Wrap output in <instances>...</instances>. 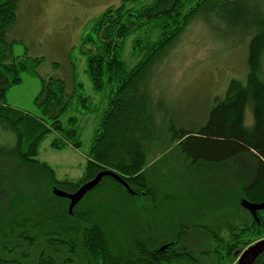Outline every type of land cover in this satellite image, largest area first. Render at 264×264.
Segmentation results:
<instances>
[{
  "label": "trees",
  "instance_id": "16d2710c",
  "mask_svg": "<svg viewBox=\"0 0 264 264\" xmlns=\"http://www.w3.org/2000/svg\"><path fill=\"white\" fill-rule=\"evenodd\" d=\"M19 1L0 0V134L7 137L5 143L12 141L0 145V264H236L247 248L264 239V210L255 219L241 206L244 200L264 203V0H123L96 18L82 36L81 51L94 90L108 92L109 102L78 180H60L39 160V152L50 135L54 150L80 149L83 128L75 115L92 112L89 99L82 93L75 97L77 87L68 93L65 81L50 78L43 80L35 100L39 115L6 103L8 90L43 62L14 57L8 34L17 21ZM199 20L228 47H236L235 38L238 44L247 40L245 81L232 80L201 125L180 121L153 82L165 58ZM129 42L138 59L135 65L125 56ZM248 108L251 126H246ZM159 144L179 153L178 163L189 172L228 167L234 174L247 167L234 197L246 218L225 220L215 230L183 222L191 209L174 196L162 197L161 163L148 162ZM103 171L119 175L130 191L104 178L72 215L70 202L53 194L55 189L75 193ZM22 184L36 191H22ZM103 190L123 205L140 206L147 213L151 208L157 226L143 231L137 224L132 232L128 223L115 224L114 212L116 219L134 218V213L116 211L106 201L90 203ZM192 191L187 189L184 196ZM161 213L165 221L160 224ZM121 229L125 234L120 235ZM194 231L205 237H193ZM39 243L45 249L34 263L29 252ZM62 251L68 256L58 262ZM79 251L82 262L75 258Z\"/></svg>",
  "mask_w": 264,
  "mask_h": 264
},
{
  "label": "rangeland",
  "instance_id": "374dc122",
  "mask_svg": "<svg viewBox=\"0 0 264 264\" xmlns=\"http://www.w3.org/2000/svg\"><path fill=\"white\" fill-rule=\"evenodd\" d=\"M122 1H19L17 21L8 34V40L13 42L14 57L42 59L43 62L38 66L37 71L23 74L22 82L8 90L6 103L25 113L39 115L35 100L42 90L43 80L59 78L66 82L68 93H73L77 87L75 97L82 93L89 99L90 103L88 104L93 109L92 112L84 116L80 114V111L76 112L75 116L80 118L83 128L82 146L79 150L52 149L50 144L54 139L53 135H50L40 148L39 160L52 167L60 180H78L82 177L94 132L99 129L109 102V93L106 91L96 92L86 73L87 60L81 51L82 36L89 31L92 22L106 9L118 7ZM234 40L237 42L236 47H228V43L222 41V38L215 35L210 27L199 20L191 26L165 58L156 72L153 82L156 85L157 94L164 97L168 103L171 102L169 105L173 106V112L178 116V119H181L180 121L186 123L191 121L197 125L203 124L215 99L225 96L229 83L234 79L245 81L247 40L240 44H238L237 38ZM125 56L129 64H136L138 59L132 54V42L127 44ZM261 72L264 80V58ZM252 122V112L248 108L246 126H251ZM6 139L7 137L0 134V145L10 146L12 144L11 140L8 141L9 143H5ZM171 150L169 147L159 144L152 150L148 162L150 164L161 163L162 179L158 185L162 188V197L174 196L191 209V216L184 219L187 225L206 226L215 230L225 220L246 218L247 215L243 210L236 207L234 197L243 186V178L249 172L247 167H240L234 174L230 173L228 167L213 170L200 167L198 170L189 172L178 163L182 161L179 153H171ZM242 163L245 166L246 161H242ZM176 179H181V184H172V181ZM181 185L184 186L182 190H180ZM7 187L5 185L4 188ZM34 188L23 185L21 189L26 192H34L36 191ZM187 189L193 190L190 196H184ZM183 190L185 191L182 192ZM109 192V190H103L90 199V203L103 204L106 201L107 204H115L113 208L116 211L124 209L125 214L134 213V218L125 216L118 219V216L116 219L114 212L115 224L117 222L119 224L128 223L132 232H135L137 224L139 228H143V231L157 226L155 215L150 213L151 208L147 213L140 206L134 208L127 204L123 205L121 202L115 201L114 194ZM182 209L186 211L184 208ZM158 219H160V224L165 221L162 213ZM131 224L133 227L130 226ZM119 232L120 235H123L125 229H121ZM192 236L202 239L205 237L197 231H194ZM21 243L24 244L23 248L26 247L27 244L24 241ZM44 249L43 243L37 244L34 250L29 252L32 255L31 261L35 263ZM47 253L55 254L50 248H47ZM66 256L68 254L62 251L56 259L58 262L63 261ZM75 258L82 262L84 260L83 253L79 251Z\"/></svg>",
  "mask_w": 264,
  "mask_h": 264
},
{
  "label": "water",
  "instance_id": "95a60500",
  "mask_svg": "<svg viewBox=\"0 0 264 264\" xmlns=\"http://www.w3.org/2000/svg\"><path fill=\"white\" fill-rule=\"evenodd\" d=\"M110 177L121 184L127 191H130L126 182L116 173L112 171H103L99 173L95 179L84 184L78 191L75 193H66L64 191L55 189L53 194L56 197L67 199L70 202L69 213L72 215L74 208L83 200V198L94 188H96L104 178ZM241 206L243 209L248 211L255 219H257V212L264 210L263 204H252L246 200L242 201ZM167 247H164V250ZM264 253V241L258 242L249 249H247L242 256L240 257L237 264H255L257 258Z\"/></svg>",
  "mask_w": 264,
  "mask_h": 264
},
{
  "label": "flooded vegetation",
  "instance_id": "af4514ba",
  "mask_svg": "<svg viewBox=\"0 0 264 264\" xmlns=\"http://www.w3.org/2000/svg\"><path fill=\"white\" fill-rule=\"evenodd\" d=\"M261 241H264V239H262V240H260V241H258V242H261ZM258 242H257V243H258ZM255 244H256V243H255ZM255 244H253V245H255ZM253 245H252V246H253ZM252 246H250V247H252ZM250 247H249V248H250ZM249 248H247V249H249ZM247 249H246V250H247ZM246 250H245V251H246ZM245 251H244V252H245ZM244 252H243V253H244ZM243 253H242V254H243ZM242 254H241V256H242ZM241 256H240V257H241ZM240 257H239V259H240ZM237 263H238V262H237ZM237 263H236V264H237ZM255 264H264V253H263L262 255H260V256L257 258Z\"/></svg>",
  "mask_w": 264,
  "mask_h": 264
},
{
  "label": "bare ground",
  "instance_id": "6f19581e",
  "mask_svg": "<svg viewBox=\"0 0 264 264\" xmlns=\"http://www.w3.org/2000/svg\"><path fill=\"white\" fill-rule=\"evenodd\" d=\"M81 148V147H80ZM242 155V154H241ZM223 162V161H222ZM198 168H200V167H198ZM204 171V170H203ZM201 172V171H200ZM198 196V195H197ZM172 205V204H171ZM185 208V207H184ZM173 209V208H172ZM175 211V210H174ZM177 212V211H176ZM191 213V212H190ZM174 219V218H173ZM165 220V219H164ZM170 220V219H169ZM174 222V221H173ZM184 222V221H183ZM192 222V221H191ZM164 228H165V226H164ZM238 261H239V259H238ZM237 261V262H238Z\"/></svg>",
  "mask_w": 264,
  "mask_h": 264
}]
</instances>
